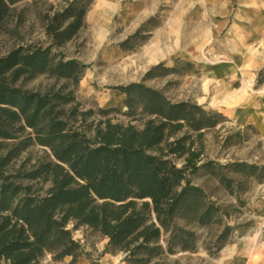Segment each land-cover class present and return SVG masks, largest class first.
<instances>
[{"label": "trees", "instance_id": "obj_1", "mask_svg": "<svg viewBox=\"0 0 264 264\" xmlns=\"http://www.w3.org/2000/svg\"><path fill=\"white\" fill-rule=\"evenodd\" d=\"M24 1L0 0V35H20L26 10L17 5ZM62 1L64 7L50 5L40 18L45 45L21 41L0 57V264H41L47 255L52 263L70 257L72 264L84 255L72 235L80 227L107 238L104 253H123L130 264L193 250L197 237L189 227L206 228L222 213L190 177L203 171L237 198L249 181L264 183V165L201 162L203 131L225 118L192 102L172 103L143 83L115 87L123 114L143 116L140 128L113 123L108 116L116 108L83 110L74 92L87 66L59 50L85 27L94 0ZM135 37L120 47L132 50ZM41 75L66 83L43 93L22 88ZM263 82L264 67L257 85ZM34 144L47 149L48 158L29 170H11ZM231 230L220 233L217 251Z\"/></svg>", "mask_w": 264, "mask_h": 264}, {"label": "rangeland", "instance_id": "obj_2", "mask_svg": "<svg viewBox=\"0 0 264 264\" xmlns=\"http://www.w3.org/2000/svg\"><path fill=\"white\" fill-rule=\"evenodd\" d=\"M225 1L231 10L226 18L216 13L206 16L201 14L203 8L208 9L212 6L211 0H159L155 12L135 31L136 37L129 43L134 48L128 50L127 56L107 62L104 56L105 52L122 39L123 25H119L121 21L117 17L112 18L111 14H107L106 8L103 9L104 12L97 8V6H101V0H94L85 15V27L59 50L66 59L73 58L87 66L74 92L83 110L116 108L118 112H112L108 116L113 123H130L140 128L143 116L128 117L123 114L126 109L122 100H119L120 95L115 87L130 83H143L147 87L160 91L172 103L192 102L207 111H215L225 118L215 128L203 131L200 145L198 144L197 147L201 153V162L213 161L225 165L237 161L264 165V97H261V101L255 109L254 103H252L254 96L248 91L250 84L247 85L249 87L246 86L248 90L244 88L241 93L239 92L240 94L234 87V83L228 84L229 93L226 94L222 84L225 94L220 96L215 94L210 105L223 106L225 109L198 104V97L203 96L198 94L196 89L202 76L200 67L203 64H214L224 59L220 54L221 47L227 45L226 37L229 36V32L231 31V34L235 36L240 35L244 28L243 26H238L233 30L231 28L237 21L235 16L239 12L242 15L251 14L252 20L256 23L261 20L262 29L259 32L261 34L250 38L247 44L254 50L258 49L264 55V0ZM50 5L53 9H61L65 6V1L25 0L17 5L18 10L23 8L26 10L24 12L25 20L19 29L20 35L14 37L8 33L0 35V57L21 41L27 44H46L47 38L44 35L40 18ZM106 6L108 5L104 4V7ZM110 6H115V0ZM95 10L98 12L93 17L91 14ZM177 10L183 13H175ZM204 17L211 38L208 41V38L202 39L199 43L196 38L187 40L192 34L194 38L197 33L204 32L203 29H197L200 25L198 23L203 21ZM223 21L225 27L218 29ZM126 25L129 27L131 23L127 22ZM159 32H171L172 39H169L172 43L171 53L167 54L163 61L152 65L148 63L145 67L146 61H141L139 57L144 48L151 45ZM163 36L161 34L160 38ZM160 38H157V41L163 49L164 39ZM259 38H261V42ZM191 43L195 45H186ZM149 49L148 51L146 49L148 53L145 51L148 58ZM154 51L155 49L153 53ZM190 52H192L191 55H203L202 59L205 62L196 63L198 60L196 61L194 56L191 58ZM252 54L258 55L256 52ZM258 63H261L262 66L263 62L258 60ZM159 64L165 68H171L172 71L162 75L164 71L163 67H160L153 71V77L144 80L145 73ZM261 66L250 70V73L255 75V82L251 86V90L257 91L262 85H257L259 72L264 65ZM210 82L209 79L204 81L203 89L206 93L210 91L208 89ZM65 83L63 80L55 81L46 75H41L24 82L21 86L25 90L43 93L49 89L57 90ZM214 84L212 90L215 93L216 84L215 86ZM232 93L234 95H230ZM224 95L227 97L225 98ZM109 97L112 99L108 100ZM27 132L29 131L27 130ZM4 144L11 143L7 141ZM48 155L47 149L34 144L13 160L11 170L19 168L29 170L39 161L47 159ZM171 158L178 167L182 165V159ZM190 178L194 185L200 186L204 190L209 201L220 207L222 218L219 222L206 228L189 227L197 237L193 250L164 252L148 264H264V183L256 184L249 181L246 184V192L238 194L236 198L235 195L225 192L213 177L203 171ZM46 186V184L43 185V188ZM226 226L232 230L229 232L225 245L217 251V238ZM68 227L71 228L72 225L69 224ZM72 235L73 239L81 244L84 252L83 257L89 264H103L102 259L105 256L111 257L112 261L108 264H130L124 261L125 254L123 253H104L108 239L99 234L80 227L73 231ZM166 239L167 235L160 240L163 248H166ZM101 247L103 248L101 249ZM41 264H53L50 255H47Z\"/></svg>", "mask_w": 264, "mask_h": 264}, {"label": "crops", "instance_id": "obj_3", "mask_svg": "<svg viewBox=\"0 0 264 264\" xmlns=\"http://www.w3.org/2000/svg\"><path fill=\"white\" fill-rule=\"evenodd\" d=\"M48 1L54 2L58 0H48ZM112 2H114V0H101V6L100 5L99 7L97 6V8L101 9V11H103V9L106 8V13L111 14L112 18L117 17V19L121 21L119 25L121 26L123 25L124 34L122 36V39L119 40V42L116 43L115 45H112L110 48H108L105 52L104 56L106 57L107 62H111L116 59L127 56L128 51L123 50L119 44L124 42L129 36L135 33V31L140 27V25L155 12L159 4V0H133V1L115 0V6H110L112 5ZM104 4L108 6L104 7ZM211 5L212 6L209 7L208 9L201 8L202 9L201 14H205L206 16V15H211V14L213 15L216 13L217 15H221L223 18H226L231 11L225 0H211ZM96 12H98V10H95L91 15L94 17ZM175 13L181 14L183 12L180 10H177ZM197 14H200V12H197ZM235 19L237 21L234 22L233 25L231 26L232 30L238 26H243L244 28L242 29V32L240 35L235 36L231 34V31L229 32V36L226 37L227 45L225 44L224 46L221 47L222 52L220 54L222 55L224 59L217 61L214 64L212 63H209L207 65L203 64L200 67L202 70L201 72L202 76H201L200 83L199 84L197 83L196 85V89H197V93L202 94L203 96L198 97L199 105H208L213 108L225 109L223 106H211L210 102L212 101L215 94L217 96H220L221 94H225V93L228 94L229 93L227 90V88H229L228 84H232V83H234V87L237 89L238 93L239 92L241 93L242 89L246 88V86L250 84V87L247 86L249 87V90L247 88L246 89L250 92V94L254 96V98L252 99V103H254L255 109H256V105L261 101V97H264V82L262 83V85L257 91L251 90V86L254 85V82H255V75L250 73L251 72L250 70H252L253 68L255 67L260 68L261 63H258V60H261L263 62L262 66L264 65V55L258 49L254 50L253 48H250L251 46L247 44L250 38L254 37L255 35L261 34L259 33L262 29L261 20L259 21V23H256L252 20L251 14L242 15V13L240 12L236 14ZM127 22L131 23L129 27L128 25H126ZM198 24L200 25L197 27V29L199 28L203 29L204 32L201 34L197 33L194 38H193L194 35L192 34L191 37L187 38V40L196 38L199 43V41H201L202 39L208 38L207 39L208 41L211 38V35L209 36L210 33H208L209 29L207 30V22L205 20V17L203 21L199 22ZM224 24H225L224 21L220 23V25L218 26V29L221 27L222 28L225 27L223 26ZM218 32L220 31L218 30ZM232 33H235V32L232 31ZM161 34L164 35L162 37L164 39L163 49H161L162 47L161 45H159V41H157V38H160ZM231 36H234V37L232 38ZM169 39H172L171 32H168V33L159 32L157 33L151 45L144 48L143 53L140 55L139 58L141 61H146L145 67L148 65V62H149V58L145 52L146 49L150 48V51H149L150 54H152L153 50L155 49L154 51L155 54L160 53L164 56L161 60L157 61V63H159L160 61L164 60L167 54L171 53L172 43L169 41ZM235 41H237V43H235ZM259 41L261 42V38H259ZM186 45L191 46L195 44L191 43V44H186ZM204 45L205 43L203 44V46ZM259 47H260V44H259ZM253 52L258 53V55L254 56L252 54ZM191 54L192 52L189 53L191 58L196 57V61L198 60L196 63L205 62L202 59L203 55L198 56V55H191ZM227 62L229 64H226ZM205 79H209V81H211L208 85V89H210V91H208L207 93L203 89V84H204ZM214 82L216 84V87H214L215 93L212 90ZM217 84H220V85H217ZM222 84L224 86L225 93L222 90L223 89ZM232 95L234 94L232 93ZM206 96H209V97L207 98ZM224 97L226 98L227 96L224 95ZM122 98L123 96L120 95L119 100H122ZM111 99L112 97H109L108 100H111ZM214 103L216 102L214 101ZM233 111H235V109H233ZM102 248L103 247H101V249ZM70 260H71L70 257H66L60 263H56V264H70ZM102 261H103V264H108L112 260H111V257L105 256L102 259ZM72 264H89V263L85 259V257L82 256V257H79Z\"/></svg>", "mask_w": 264, "mask_h": 264}, {"label": "bare ground", "instance_id": "obj_4", "mask_svg": "<svg viewBox=\"0 0 264 264\" xmlns=\"http://www.w3.org/2000/svg\"><path fill=\"white\" fill-rule=\"evenodd\" d=\"M147 51H148V49H147ZM162 58H163L162 55L157 54V53L156 54L155 53H152V54L149 55V62L148 63L149 64H155V63H157L158 60H161ZM230 95H232V94H230Z\"/></svg>", "mask_w": 264, "mask_h": 264}]
</instances>
